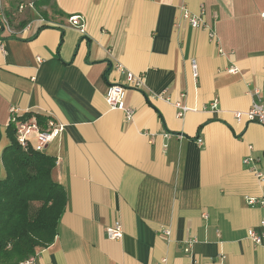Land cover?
Returning <instances> with one entry per match:
<instances>
[{
	"label": "crops",
	"instance_id": "crops-1",
	"mask_svg": "<svg viewBox=\"0 0 264 264\" xmlns=\"http://www.w3.org/2000/svg\"><path fill=\"white\" fill-rule=\"evenodd\" d=\"M1 2L7 15L33 9L17 14V34L0 26V165L11 107L64 124L44 153L66 206L54 240L23 264H264V247L246 238L264 220L248 203L264 199V128L234 117L254 90L264 101V0ZM183 7L206 26L191 27ZM115 64L143 78L126 91L129 122L104 99L124 81ZM177 104L188 108L181 116ZM113 220L121 239L106 237Z\"/></svg>",
	"mask_w": 264,
	"mask_h": 264
},
{
	"label": "trees",
	"instance_id": "trees-1",
	"mask_svg": "<svg viewBox=\"0 0 264 264\" xmlns=\"http://www.w3.org/2000/svg\"><path fill=\"white\" fill-rule=\"evenodd\" d=\"M44 126L46 119L26 113L17 116ZM9 143L0 165V264H21L55 238L66 206L64 187L53 180L55 158L24 150L15 140V128L7 126Z\"/></svg>",
	"mask_w": 264,
	"mask_h": 264
},
{
	"label": "built area",
	"instance_id": "built-area-1",
	"mask_svg": "<svg viewBox=\"0 0 264 264\" xmlns=\"http://www.w3.org/2000/svg\"><path fill=\"white\" fill-rule=\"evenodd\" d=\"M26 9H33L32 3L23 4L20 3L16 6L15 11H11L9 15L5 13V9L2 6V2L0 0V26L1 29L6 30L9 35L17 34L18 30L15 29V22H17V14L22 13ZM183 16L187 19L188 23L193 28H199L202 26H206L203 20V12L200 14H190V12L186 8H182ZM261 17L264 18V12H262ZM38 19L40 22H44L43 17L38 15ZM32 21H28L21 28H19L20 32L28 31L30 29V24ZM68 23L78 30L80 34H85V18L82 14H73L68 17ZM208 35L211 39H216V34L213 30L208 31ZM3 47L0 45V50ZM219 53L223 54V51L219 49ZM39 59V58H38ZM190 66L192 70V74L194 77L197 76V65L194 59L190 60ZM115 68L117 71H121L124 75V81L120 83H112L107 86V89L104 94V99L109 109L113 110H121L124 114V118L127 122L131 121L133 118L134 110L131 106L125 103L126 91L128 89L139 90L143 86V78L142 76L136 75L129 70H126L121 64H115ZM227 73L236 74L238 73V67L235 65H231L226 69ZM254 97L250 106L247 110L244 111H236L234 112V117L237 122L245 119L248 122H255L260 124L264 128V101L259 97V91L256 89L251 93ZM217 104V99H214L211 106L215 107ZM177 107L181 109L178 112V116H181L183 111L188 110L186 106H181L177 104ZM10 117L9 123H12L15 128L14 136L16 142L24 149L31 148L33 151L44 153L46 146L52 142L54 139L58 138L62 131L64 130V124L55 121L52 118L46 119L45 125L41 126L32 120H20L16 115V109L11 107L9 109ZM168 135V134H167ZM179 139H182V135H177ZM196 142L198 145L202 144L201 138H197ZM251 161V158L246 157L243 159V163L247 164ZM254 172L258 177L261 176V173L256 171ZM248 203L250 205L258 203L262 207H264V199L256 200L254 198H249ZM205 215V214H204ZM260 226L262 230L260 232H256L252 228H248L246 231V238L253 244L264 247V220H261ZM163 232L165 234H169L168 229H164ZM105 234L108 239L118 240L123 236V228L122 224L119 220H113L109 225L105 228ZM195 242V239H190L187 241V246L184 248V252H189V246ZM32 258L22 262L28 263ZM166 258H161L156 264H165Z\"/></svg>",
	"mask_w": 264,
	"mask_h": 264
}]
</instances>
